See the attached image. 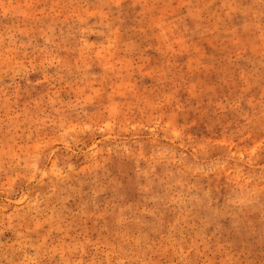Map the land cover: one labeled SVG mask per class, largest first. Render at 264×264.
I'll list each match as a JSON object with an SVG mask.
<instances>
[{"label":"rangeland","instance_id":"374dc122","mask_svg":"<svg viewBox=\"0 0 264 264\" xmlns=\"http://www.w3.org/2000/svg\"><path fill=\"white\" fill-rule=\"evenodd\" d=\"M0 264H264V0H0Z\"/></svg>","mask_w":264,"mask_h":264}]
</instances>
